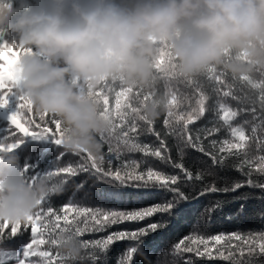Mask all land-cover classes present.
<instances>
[{"label": "trees", "instance_id": "trees-1", "mask_svg": "<svg viewBox=\"0 0 264 264\" xmlns=\"http://www.w3.org/2000/svg\"><path fill=\"white\" fill-rule=\"evenodd\" d=\"M21 0H15V5H18ZM15 36V34H12ZM17 49V48H16ZM19 51V49H17ZM168 50H164L163 55L158 59H163L164 63L161 68H166ZM174 63V62H173ZM217 74L225 73L222 77L224 83L220 85V91L217 92V82L215 79H209L205 72L194 78H183L177 75H171L164 71L156 69L157 80L150 89L133 88V91L125 97H120L121 107L116 109L115 101L117 93L126 86L119 80L113 81L109 79L106 83L96 87L95 91L103 96H107L109 100L108 108L111 118L116 125V131L108 138L98 137L103 144L102 153L100 156L93 154L95 157H103L102 167L105 171L119 170L123 175L125 172L132 171L135 173H145L148 168H152L165 175H178L180 177L179 187L181 191L188 194L190 197L198 193L206 186L214 184L217 188L230 186L235 182L245 183L251 178L254 184H264V175L256 170L255 167L249 168L245 160H256L264 156V102L260 100V96L264 94V89L254 88L247 82L233 76L230 72L225 71L222 67H215ZM254 83H259L264 80V69L257 67L252 74L249 75ZM82 83V81H81ZM226 86H230L233 93L232 96L223 97L222 92L228 90ZM112 91L108 92L107 89ZM14 91H16L14 89ZM203 92L207 97L206 109L222 101L234 110H238V116L232 121L233 125H242L246 135L249 137L244 149L233 150L231 155H227V159L223 163H214L212 158L205 153H201L189 147L181 134L183 128L182 121H177L175 118L168 117V108L163 110L161 114L152 121L151 126L147 122L140 120L139 115L145 114L144 104L150 105L152 101L159 97L174 94L177 98V104L173 106L174 116L179 114H187L192 108L197 107V101L200 98L199 93ZM139 94V95H137ZM147 96V100H145ZM9 106L2 108L9 115L17 107L18 101L15 95L9 97ZM131 108H139V114L133 113ZM20 120L30 131H39L35 124H39L41 128H51L53 133H56L54 118L56 117L47 114L41 119V114L38 113L34 106L29 111L21 109ZM117 113H120L119 115ZM123 116V120L121 119ZM169 120V124H165V120ZM32 120L35 123L29 124ZM135 124L136 133H129L132 142L149 145L152 148H160L161 151L170 160H160L153 156H145L140 151L130 150L117 137L121 136V131L126 130L131 125ZM151 127L152 131H149ZM219 128L213 136L205 137V128ZM255 129V133L253 130ZM188 131L195 137L197 134L201 136V142L206 152H211L216 156L217 160L222 155L219 152L220 142L224 139L232 140L229 131L223 122L218 119L214 111H207L205 115L194 123L188 125ZM61 133H64L61 123ZM61 133H56L57 138ZM154 133H159V136ZM22 134L19 133L14 126L10 125L7 118L0 116V139L7 137L5 143H13ZM217 141L216 147H212V141ZM163 145V147H162ZM46 147L45 151L43 149ZM111 149V151H110ZM21 157V162H26L35 166V171L29 169L26 173L31 180V176L35 172L43 173L46 170L55 171L56 168L72 166L77 168L78 174L61 173L58 176L49 177V183L53 187L61 180L65 181L64 188L58 193H50L45 202L36 209H44L46 213L48 207L53 208L52 216H46L45 219H53L55 215H64L63 205L72 203L74 206L89 207L93 210L97 208L103 212L107 211H136L143 210L149 206L163 205L165 202L174 197V193L167 189L161 188H135L131 185L142 183L136 180H127L124 185L115 181L111 177L101 179L98 175H94V170L90 168V160L87 159L88 153L83 151H69L61 146H47L41 142L28 141L20 149L14 150ZM42 154L38 155L39 153ZM60 152L65 153L62 157L56 160ZM183 162L185 168L193 175V180L188 181L185 174L180 169L173 165L178 162ZM138 163V169L133 168V164ZM85 165L89 171H79V166ZM232 165H236L233 167ZM243 168L241 171L240 168ZM249 172L251 175L249 176ZM198 173L203 174L201 179H196ZM40 178V177H39ZM38 179V178H37ZM83 182L84 191L89 195L85 198L83 192L78 194L75 201L71 199V193ZM223 204L222 209L218 210L210 217L203 216L202 210L215 202ZM244 204V210H240V204ZM35 211V212H36ZM69 218L73 219L75 226L84 227L86 217H80L79 221L74 219L75 213H68ZM166 220L167 227L163 230H157L155 233L149 232L146 236L140 237L138 240L117 241L109 246V249L104 252L99 247L84 249L82 258L74 259L62 254L60 246H52L49 244L41 245L40 250L51 251L53 257L57 253L65 259V264H93L92 257L98 258V264H120V260L126 258L127 250L130 247H137L138 251L133 256L131 264H158V259L168 260L170 264H264V253L260 252L259 244L261 243L260 236L264 234V188L245 186L239 190V193L222 192L207 193L204 196H199L197 199H192L187 203H181L179 209L173 211L169 216L164 213H157L151 217H147L140 221H124L115 225L108 226L102 230H93L96 226L94 222L88 221V231H86L79 240L95 241L103 240L110 233L118 231H136L145 229L148 225L159 220ZM44 221H38L37 224L41 228ZM61 226L64 222L61 221ZM11 225L3 230L0 234V250L16 251L21 250L25 242L31 240V224L25 227L21 225L17 235H10ZM59 232V229L57 230ZM238 234L242 240L227 239L231 234ZM224 235L226 239L213 247V257L197 256L196 252L183 251L184 246H192L203 250L204 245H190L186 237H204L209 239L213 235ZM39 236V234H37ZM56 235V234H53ZM44 238L47 240L48 235ZM247 240L245 244L243 241ZM181 241L184 243L176 250L173 255V250ZM35 247V246H34ZM224 251L225 255L231 253L228 260H225L216 255V251ZM166 254V255H162ZM7 264H15L12 258H6ZM30 260H36V257H30ZM54 264H59V258L54 260Z\"/></svg>", "mask_w": 264, "mask_h": 264}, {"label": "clouds", "instance_id": "clouds-1", "mask_svg": "<svg viewBox=\"0 0 264 264\" xmlns=\"http://www.w3.org/2000/svg\"><path fill=\"white\" fill-rule=\"evenodd\" d=\"M4 5L10 7L0 6L3 40L21 50L18 89L38 113L61 121L69 151L101 155L98 137L112 125L101 114L96 87L111 79L150 89L162 50L171 52L175 73L183 78L212 66L235 77L264 69V0H21L16 6L4 0ZM78 80L90 87L82 89ZM166 108L165 97H159L145 114L155 119ZM24 166L18 152L0 153V221L26 220L52 192L49 177L30 180ZM59 238L62 254L82 258L78 238Z\"/></svg>", "mask_w": 264, "mask_h": 264}, {"label": "snow or ice", "instance_id": "snow-or-ice-1", "mask_svg": "<svg viewBox=\"0 0 264 264\" xmlns=\"http://www.w3.org/2000/svg\"><path fill=\"white\" fill-rule=\"evenodd\" d=\"M0 6L4 7H10V5H4V0H0ZM164 49H167V46H164ZM164 50H162L161 55H163ZM21 54V50L17 51V49L13 46L8 44L6 41L3 40V33L0 32V108H7L9 106V97L12 95H15L17 97V107L14 111H12L8 116V121L10 125L14 126L15 129L19 131V133L22 134L21 137H18L15 142L13 143H5L4 141L7 139V137L0 139V153L5 151H14L17 149H20L22 146L26 145L28 141H35V142H41L43 145L47 146H55L57 148L63 146V136L64 133H61V121L59 119L54 118V124L56 133H61L59 138H57L56 133H53L51 128H41L39 124H35V127L37 129H40L39 131H30L29 127H26L24 123H21L20 120V114L21 109H28L29 111L32 109L33 105L31 104L30 100H28L18 89V85L20 83L19 77L16 75L15 71V64L18 61V58ZM229 58H231V55L229 54ZM167 60L168 64L166 68H161V65L164 63L163 59H158L155 63V68L164 71L166 73H170L171 75H176L175 68L176 65L173 63V57L171 55V52H167ZM208 74L209 79H215L217 82V92L220 91V85L224 83L222 77L225 75V73L217 74V70L215 66L209 67L206 71ZM240 80L249 83L254 88H261L264 89V80H261L259 83H254L249 75H243L239 77ZM108 80L105 81V83ZM116 81V80H113ZM120 81V80H119ZM122 82V81H121ZM77 83L83 88H88L90 85H88L87 81H77ZM228 90H225L222 92L223 97H229L232 96L234 99L236 98L233 96V93L230 89V86H226ZM14 89L16 91H14ZM108 92H111L112 89L108 88ZM133 91V88H123L119 93H117V98L115 101V107L116 109H120L121 107V100L120 97H125L127 94L131 93ZM170 93L165 95L166 99V107L168 108V117L175 118L177 121H182L183 128L181 130V134L184 136L186 144L201 152L205 153L206 155H209L214 163H223L225 159H227V155H231L233 153V150H242L244 149L246 142L248 141L249 137L246 135L245 130L242 125H233L232 121L238 116V110H234L230 106H228L226 103L222 101H217L215 105L209 107L206 109V101L208 97L203 93H199V99L197 101V107L192 108L190 112L185 114H179L174 116L173 112V106L177 104V98L174 94L171 95V99H168V95ZM94 95L99 99L103 106L102 115H104L107 119L111 121V129L108 134V138H111L112 134L116 131V125L114 124L111 114L109 112L108 104L109 100L107 96L101 97L99 93L96 91L94 92ZM139 95V94H137ZM145 100H147V96H145ZM260 100L264 102V94L260 96ZM152 103H155V100L152 101ZM127 107L131 108V105H127ZM147 104L143 105V108H146ZM207 111H214L215 115L218 117L220 121L223 122V125L227 127L229 131V135L233 138L232 140L224 139L220 142L219 152L222 154L220 156V159L217 160L216 156L213 155L211 152H206L205 148L203 147V144L201 142V136L200 134H197L195 137L188 131V125L194 123L196 120L200 119L205 115V112ZM131 111L133 113L139 114L140 109L139 108H131ZM118 115L120 113H117ZM47 115V113L41 114V119L43 120L44 116ZM121 119L123 120V116L121 115ZM139 119L147 122L149 126H151L152 121L147 117L146 114L139 115ZM29 124H34L35 122L32 120L28 121ZM164 123L167 125L169 124V120H165ZM149 131H152L151 127L148 129ZM136 126L135 124L128 127L126 130L121 131V136L117 137L118 140L122 141L124 145H126L130 150L140 151L145 156H153L160 160L168 161L170 160V157L166 156L160 148H152L149 145H141L135 142H132V138L129 136V133H136ZM219 131V128L213 127V128H205L204 133L205 137L213 136L216 132ZM255 133V129L253 130ZM155 135L159 136V133H154ZM105 136H102V139H104ZM212 147L215 148L217 141L213 140ZM264 143V142H262ZM163 147V145H162ZM46 147L43 149V152L45 151ZM111 151V149H110ZM43 152L39 153L38 155L42 154ZM86 152V151H83ZM88 153V152H87ZM65 155V153L60 152L58 156L56 157V160H58L60 157ZM87 159L90 160V168L94 170V175H98L101 179L111 177L115 181H118L121 185H124L127 180H136L141 181L142 183H136L131 185L135 188H161V189H167L168 191L174 193V197L165 202L163 205H154L149 206L143 210H136V211H107L103 212L100 209L93 210L89 207H79L74 206L72 203H66L64 204L63 211L64 215H55L53 219L46 220V216H52L53 214V208L48 207L46 213L42 215L44 212V209H40L39 211H36L32 215H29L26 220L19 221L15 223H11L8 221H0V234H2L3 230L9 227L11 225V231L10 235L12 237H15L21 227L22 224L27 227L28 224H31V240L30 242H25L22 246L21 250L16 251H2L0 250V264H7L6 258H12L15 260V264H54V260L59 258V264H65V259L60 256V253L56 254V257H53V254L51 251H42L40 250L41 245L49 244L52 246H60L61 240L60 236L62 234H68L69 237L79 238L81 237L86 231H88V221L94 222V225L96 226L93 230H102L108 226L115 225L117 223H121L124 221H140L144 220L147 217H151L157 213H164L168 214L169 216L173 213L174 210L179 209L181 203H187L192 199H197L199 196H204L207 193H217L222 192L224 194L228 193H239V190L242 189L245 186L248 187H260L264 188V184H254L252 179L249 178L245 183L241 182H235L230 186H226L224 188H217L214 184L206 186L205 188L201 189L198 193H195L191 197L186 194L185 192L181 191L179 187H176V185L179 183L180 177L178 175H165L159 171H156L152 168H148L145 173H135L132 171L125 172L123 175L119 170L117 171H105L103 167L101 166L103 163V157H95L93 154L88 153ZM248 164L249 168L255 167L257 171H259L262 175H264V156H261L258 158V163L256 160H245L242 162V164ZM175 168L180 169L184 172L185 178L188 181L193 180L192 173L187 170L183 164V162H178L173 165ZM233 167H236V165H232ZM139 164L135 163L133 164L134 169H138ZM29 169H32L35 171V166L29 163H25L24 171L25 173L29 172ZM240 170L242 171L243 168L241 167ZM79 171H89V168L85 165L79 166ZM61 173H67L71 174L72 176H75L78 174L77 168H74L72 166L63 167V168H56L55 171L46 170L43 173L41 172H35V175L31 176V180L35 181L37 178L41 176H47V177H53L58 176ZM201 173H198L195 177L196 179L202 178ZM251 175V172H249V176ZM65 181L61 180L59 183L54 185L52 187L53 194L60 192L59 189L62 187L64 188ZM83 192V196L86 198L89 193L84 191V185L83 182H81L80 185L77 186L75 190L71 193V199L73 201L76 200L78 197V194ZM42 202H45V199L40 201V205ZM223 204L219 201L210 204L206 206L202 210V215L205 217H210L211 215L215 214L218 210L222 209ZM240 210H244V204H240ZM74 212L75 217L74 219L79 221L80 217H86L84 227L81 228L79 226H75L73 223V219L69 218L68 213ZM38 221H44L43 227L41 228L38 226ZM61 221L64 222V226H61ZM167 227V221L166 220H159L157 222H153L150 225H148L145 229L142 230H136L132 232L128 231H118L115 233H110L107 235V237L103 240H95V241H83L80 240L81 244L85 249H88L89 247L96 248L99 247L102 251L106 252L109 249V246L114 244L117 241H123L125 239L128 240H138L140 237L146 236L149 232L155 233L157 230H163ZM59 229V232L57 230ZM39 234V236L37 235ZM45 234L48 235V239L46 240L44 238ZM56 234V235H53ZM236 239V240H242V237L238 234H231L227 237V239ZM185 239L189 240L190 245H204L203 250H200L199 248H194L192 246H184L183 251L185 252H196L197 256H207L208 258L213 257V247L214 245L220 244L222 241L226 239L224 235H213L209 239H205L204 237H186ZM261 243L259 244V250L260 252L264 253V234L260 236ZM245 244L248 243L247 240L243 241ZM184 242L181 241L179 244H177L173 250V255H175L176 250L180 248V246ZM210 244L213 247H210ZM35 246V247H34ZM138 251L137 247L133 246L130 247L127 250L126 258L120 260V264H131L133 260L134 254H136ZM166 255V254H162ZM216 255L218 257H221L225 260H228L231 256V253L229 252L228 255H225L224 251H216ZM30 257H36L38 259L36 260H30ZM69 257V256H68ZM93 264H98V258L93 256ZM158 264H170V262L166 259L160 260L158 259Z\"/></svg>", "mask_w": 264, "mask_h": 264}]
</instances>
